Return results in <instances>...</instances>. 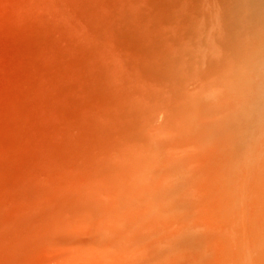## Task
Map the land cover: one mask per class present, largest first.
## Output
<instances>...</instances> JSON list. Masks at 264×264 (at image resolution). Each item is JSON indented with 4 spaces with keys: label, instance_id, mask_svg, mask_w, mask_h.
Wrapping results in <instances>:
<instances>
[{
    "label": "rangeland",
    "instance_id": "374dc122",
    "mask_svg": "<svg viewBox=\"0 0 264 264\" xmlns=\"http://www.w3.org/2000/svg\"><path fill=\"white\" fill-rule=\"evenodd\" d=\"M119 2L0 0V264H264V28L206 0L200 57L174 31L137 64L96 28L136 33Z\"/></svg>",
    "mask_w": 264,
    "mask_h": 264
},
{
    "label": "bare ground",
    "instance_id": "6f19581e",
    "mask_svg": "<svg viewBox=\"0 0 264 264\" xmlns=\"http://www.w3.org/2000/svg\"><path fill=\"white\" fill-rule=\"evenodd\" d=\"M128 1L129 2L132 1L133 4L131 5V3L129 4L128 2H127L128 4H126L125 0H121L120 2L118 0L120 5L118 3V5H117L118 7H116V6L115 7H116V11L118 13H120L122 17H124V18L132 17V16L135 17V31H136L135 34L131 33L129 28L126 25H124V24H121V23L116 24V23H114V24H116V26L113 25V23L111 24L112 20H110V19H109L110 22H108L106 25H104V26H101V25L100 26H96V28H100L99 30H100V32L102 34H108V35L115 36L118 39V43H119L120 47H122L123 50H130L131 51V55L134 56L132 58V61L134 63L140 64L141 61H144L145 58L150 56V55H155V57H159L160 58L159 60L168 59L170 51H168L166 49L167 46H164L165 42H166V39L164 37L168 36L170 34V32H172V34H175V33H173L174 31L175 32L184 31L185 33L188 32V34L186 36H183L182 41H181L185 45V49L190 51L191 53L194 52L197 55H198V53H200L199 57L203 54L200 51V48H201V46L203 48V47H205L203 45H206V22H207V20H206V0H184L183 4L179 3L177 0H128ZM240 2L242 3V5H244V7H246L250 11L248 13L249 16H250L249 18L247 16H242L243 19H247L248 21H250V23L249 22H245V23L246 24H252V22H254L256 25H259L262 28H264V26H262L264 24L263 19L259 18L256 15V13H255L256 10H259L261 5L256 3V2H254V0L253 1L252 0H240ZM107 4H109V3H106V5ZM103 8H102V10H105V7H103ZM104 14H105V12L102 13V16ZM105 18H108V17H105ZM213 32L216 34V30H213ZM212 37H214V35ZM211 40H213V42H214V39L211 38ZM171 44H173V43H171ZM248 44H250V46H252L251 43L248 42ZM233 45L235 46L234 49H237V46H239V43H233ZM241 45H242V47L244 45H245V47L248 46L247 45V41L245 43L242 42ZM254 45L256 46V44H254ZM258 45L260 46V49L257 48L258 51L260 50L258 53H259V55H262V57L261 56L260 57H261V60L263 61V64H264V38H263V40L258 42ZM205 50L206 49H204L203 51H205ZM176 52H178V51H176ZM260 52H261V54H260ZM194 55H193V58H194ZM197 55H195V57H197ZM117 61H118V64H120V65H122L124 63V60H123L121 55L117 56ZM173 68H175V67H173ZM262 69L264 71V66L262 67ZM179 79L180 78H178V80ZM177 83H180V82L177 81ZM180 84H182V83H180ZM180 84H178V85H180ZM178 90H180V89H178ZM182 90H183V88H182ZM184 91L185 90H183V92ZM200 91H201V89H200ZM252 91L251 90L250 91L247 90V94H248V92L253 94ZM179 93L181 95V91ZM189 93L190 94L192 93L191 96L188 95V91L186 92V94H185V92L183 93V94H185L184 95L185 97L180 96V97H183V99L180 101V104H181V106H183V108L186 107L184 109L185 111H187L186 115H185L186 119H184V121L186 123V127L188 126L187 128H189L188 131H192L193 129H195L197 127L196 123L200 122V121L197 122V119H195L196 117H194V115H195L194 112H196V111H195V109H193V105H195L193 102H196L197 98L199 96L196 97L197 94L194 95L196 92H194V93L193 92H189ZM201 94H202V96L200 95L201 99L202 98L204 99L205 98L204 96H205L206 93L205 94L201 93ZM252 94H251V96H252ZM200 97L198 99H200ZM260 98H264V95H263V97H260ZM260 98H258L259 102L261 101ZM193 99H196V100H193ZM192 100H193V102H192ZM201 101H203V100H200L199 103H201ZM262 101H264V100H262ZM262 101L259 104L258 103L257 104L260 105V106L264 105V102L262 103ZM192 103H193V105H192ZM254 103H256V102H254ZM254 103H253V105H254ZM202 104L204 105V101H203ZM260 106H258V108H257L258 110H259ZM196 109L198 110V106H197ZM262 109H263V106H262ZM185 111H184V113H185ZM260 111H262V110H260ZM260 111H258V112L261 113ZM198 112H200V110ZM198 112H196V113H198ZM245 112H247V111H245ZM240 113H239V116L244 114V112L241 113V115H240ZM252 113H250V115H252ZM200 114L202 115V112ZM256 114H255V116H256ZM152 115H154V114H152ZM248 115H249V113H248ZM235 116H238V115H235ZM149 117H150V115H149ZM216 117H219V116H216ZM250 118H251V116H250ZM257 118H258V116H257ZM149 119H152V116ZM209 119L210 118H208L207 120L209 121ZM253 119H255V117ZM153 120H154V118H153ZM205 120H206V118H205ZM149 121H145V122H147L149 124V123H151V120H149ZM240 122L242 123V121H239V124H241ZM210 123L207 122V124H210ZM235 123H236V121H235ZM194 124H195V128L193 126V129H190L192 127L191 125H194ZM201 124H202V122H201ZM198 125H199V128H200L201 127L200 124H198ZM203 125H205V124L203 123ZM217 125H219V124H217ZM217 125H215V126H217ZM253 125H254V123H253ZM206 127L208 128L209 126H206ZM203 129H205V128L203 127ZM211 129H212V127L210 128V130ZM262 129L264 130V128H262ZM195 130H193V132H192L193 134H194ZM214 130H216V129H214ZM250 131H251V129H250ZM201 132H203V131H200V133ZM252 132H253V130H252ZM213 133H214V131L212 132V134ZM202 135H203V133H202ZM209 136H212V135H209ZM204 138H206V137H204ZM204 138H202V140H204ZM205 141H203V142L205 143ZM201 144L203 146V143H201ZM217 144H218V142H217ZM205 145H206V143H205ZM220 145H222V144L220 143ZM18 183H20V182H18ZM22 183L23 182H21V184ZM23 186H24V184H23ZM171 187H170L169 184H167L165 186V189H163L164 192L167 193L168 191H170V189L173 190V186H171ZM12 189H13V187H12ZM22 191H23V189H22ZM142 193L144 195H146V190H144ZM121 194L125 195L122 192H121ZM125 196H127V195H125ZM119 197H120V199L122 198V196H119ZM140 197H142V196H140ZM123 200H124V198H123ZM139 200H141V199H139ZM118 201L120 202V200H118ZM124 201H125V204H127L126 202H129V204L132 205L133 199L129 198V199H126ZM133 204H135V203H133ZM126 222H125V225H126ZM4 224H5L4 220L0 218V227H4ZM128 224H130L131 227H133L134 224H135V220L133 218H131ZM125 225H123V226H125ZM97 227H98V225L96 226L97 233L100 236L105 235V230L102 229V227H98V228ZM160 258H162L161 255H156L155 257H153L152 261L156 260V262H158L160 260Z\"/></svg>",
    "mask_w": 264,
    "mask_h": 264
}]
</instances>
